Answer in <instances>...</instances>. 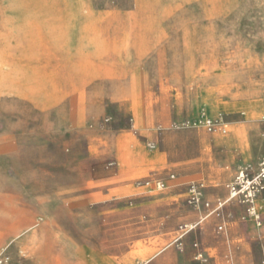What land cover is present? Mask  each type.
<instances>
[{"label": "rangeland", "instance_id": "rangeland-1", "mask_svg": "<svg viewBox=\"0 0 264 264\" xmlns=\"http://www.w3.org/2000/svg\"><path fill=\"white\" fill-rule=\"evenodd\" d=\"M263 160L264 0H0L4 264H264V194L220 233L187 201Z\"/></svg>", "mask_w": 264, "mask_h": 264}, {"label": "built area", "instance_id": "built-area-1", "mask_svg": "<svg viewBox=\"0 0 264 264\" xmlns=\"http://www.w3.org/2000/svg\"><path fill=\"white\" fill-rule=\"evenodd\" d=\"M198 124L203 126L208 132L220 131L225 133L224 127H221L218 119H213L207 116H202L198 120ZM114 160L110 165H113ZM174 177L173 173H168L165 177L156 178H140L136 180V184L139 186H146L152 189H163L166 186V182ZM206 185L202 181H193L188 185V197L187 201L195 208H201L203 210L202 220L207 217H216L218 222L216 224V231L218 233L225 230L224 220V208L229 203H236L243 207V216L249 219L256 225L261 224V211L258 206V200L264 193V160L261 161L255 169L248 167H239L235 176L225 184L227 190L226 197H216L213 200L205 197ZM200 223L197 222L196 225ZM195 226L188 223L179 224L177 230L176 241L181 239L188 231ZM194 246L197 249L196 256L199 259L204 258V251H202L198 242H194ZM5 261L1 260L0 264H4Z\"/></svg>", "mask_w": 264, "mask_h": 264}, {"label": "crops", "instance_id": "crops-1", "mask_svg": "<svg viewBox=\"0 0 264 264\" xmlns=\"http://www.w3.org/2000/svg\"><path fill=\"white\" fill-rule=\"evenodd\" d=\"M121 161H122V163H121V165H119L118 162L116 160H114L115 163L109 169L106 170V173H105V175L103 177L100 176L98 178H94L93 182H96V184H95L96 186H94V188L86 189L88 187V184H87L88 182H85V181L82 182V184H80L81 190L79 192H77L78 196H80L82 198H96L99 195H107V194H109L110 193V189L106 188V187H103V186H100L99 184L102 183L106 179H110L112 177H116L119 174L120 169L126 170V169L129 168V162L125 158H122ZM135 184H136V181H135ZM136 186H139V185L136 184ZM224 189H225V191H224L223 195H216V196H213L211 198L208 197L207 199L213 200L216 197H226L227 190H226V188H224ZM205 196L207 197L206 192H205ZM261 196H260L259 199L262 198ZM230 204H233V203H229V204H227L225 206V208L223 210L224 214H227L229 212L228 209H229V205ZM236 205H238L241 208V211H243V207L241 205H239V204H236Z\"/></svg>", "mask_w": 264, "mask_h": 264}]
</instances>
